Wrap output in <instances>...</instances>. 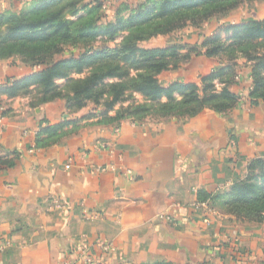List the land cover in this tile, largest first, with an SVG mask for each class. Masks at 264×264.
<instances>
[{"label":"crops","instance_id":"obj_1","mask_svg":"<svg viewBox=\"0 0 264 264\" xmlns=\"http://www.w3.org/2000/svg\"><path fill=\"white\" fill-rule=\"evenodd\" d=\"M30 1L0 0V13ZM257 14L250 20L264 18L263 4ZM203 35L189 32L185 41ZM236 63L226 83L236 103L191 117L112 119L119 106L70 112L0 94V264H264V220L223 213L215 197L264 158V101L249 97L252 62ZM224 64L202 51L158 78L200 86ZM24 69L0 60V86ZM64 120L63 135L41 134L36 145L42 126ZM97 238L112 249L102 252ZM86 255L94 260L84 263Z\"/></svg>","mask_w":264,"mask_h":264},{"label":"trees","instance_id":"obj_2","mask_svg":"<svg viewBox=\"0 0 264 264\" xmlns=\"http://www.w3.org/2000/svg\"><path fill=\"white\" fill-rule=\"evenodd\" d=\"M103 1L36 0L18 12H1L0 59L23 53L26 49L31 53L26 54L23 61L31 64L23 67L34 70L1 84L0 94L10 98L27 96L35 89L41 97L36 102L29 101V104L36 107L60 96L61 86L57 80L64 79L70 90L66 95V109L70 112L92 103L101 106L102 114H106L116 104L125 102L132 93L141 95L142 101L120 106L112 119L128 116L161 120L191 117L204 107L222 112L231 108L238 98L226 87L235 76L238 59L235 51H238L244 59L252 62L251 103L264 101V18L226 27L225 30L231 33L229 41L211 36L202 42L206 56H216L225 60V64L201 77L200 86L192 82L176 81L169 86L160 83L158 75L162 71L177 67L180 59H171L176 58L180 46L147 48L137 44L141 39L166 34L186 25L198 26L213 15L236 8L239 0H145L131 8L126 18L117 17L115 22L99 29L95 24ZM79 11L82 13L78 14ZM118 11L117 6L113 15ZM68 12L78 15L69 19L65 17ZM125 31L120 43L113 48L98 49L92 44L99 34L113 37ZM59 41L72 45L77 52L51 59L53 54L63 51L62 45L56 44ZM257 47L260 50H256ZM82 73H85L82 77H73V74ZM215 80L225 85L217 90ZM69 123L71 121L64 120L42 126L36 145L42 143L41 134L54 141L63 135L64 127ZM215 197L223 213L248 220H264V158L253 160L246 179ZM211 198L205 196L200 200L210 201Z\"/></svg>","mask_w":264,"mask_h":264},{"label":"rangeland","instance_id":"obj_3","mask_svg":"<svg viewBox=\"0 0 264 264\" xmlns=\"http://www.w3.org/2000/svg\"><path fill=\"white\" fill-rule=\"evenodd\" d=\"M36 0H32L29 3L23 5V7L18 8V9H12L9 10L10 12H18L20 9L28 6L30 3L34 2ZM88 1V0H87ZM145 0H104L103 1V5L102 8L100 10L99 13V18L98 21L96 22L95 25L98 26V28L103 29L107 24L113 23L116 21L117 17H123L126 18L127 15H129L131 13L130 9L131 8H135L139 5V3L143 2ZM123 2H127L125 6L120 5V3ZM263 4L264 5V0H239V3L237 5L236 8L232 9L231 11L225 13V14H221V15H213L211 17H209L208 19H206L205 21H203L200 25L198 26H194V25H186L180 29H175L171 32H168L166 34H156L154 36H151L149 38H145V39H141L139 41H137V44H139L142 47H165V46H170V45H177L180 46V48L178 47V55H176V58L171 59V61H174L176 59H180V61L178 62V65L176 68L181 67L182 64L188 63V61H190V59L194 56V55H199L202 51H204V47L201 46L202 42L207 38V37H211V36H219L221 39H223L224 41H229L230 40V32L226 31L225 28L235 24V23H240V22H244L250 19H255L252 18V15H256L257 14V10L259 8V5ZM118 6L119 11L113 15V10ZM115 7V8H114ZM111 8V9H110ZM110 9V10H109ZM8 11V12H9ZM108 11V13L105 12ZM81 14L82 11H79L78 14ZM103 13V15H101ZM240 14L245 16L242 17L240 19V21H235V23H233V21L230 20H226V17H229L231 15H237ZM72 12H68L65 14L66 18L69 19H74L76 16L72 15ZM258 15V14H257ZM231 22V23H230ZM213 24H216L215 26H213ZM211 29V30H210ZM189 32H194L197 34H201V32H204L203 36H200V40H198V42L196 43H192L193 41H188L190 43H188L187 41H185V37L189 34ZM126 34L125 32H119L117 33L115 36L110 37L107 34H99L96 38V40L92 43L93 46H95L98 49H102L104 47L107 48H113L115 46H117L121 39L123 38V36ZM207 34V35H206ZM56 44L58 46L62 45L63 51L61 54L59 53H55L52 55L51 59L62 56V54L70 55L71 52H77V49L72 48V45H69L67 43L64 42H56ZM259 49L260 47H257L256 50ZM70 52V53H69ZM30 51H27L26 49H23V53H19V54H13L10 57L7 58H2L0 59L1 61H12L14 64L20 66L21 68H25L23 66H29V65H25L27 63L30 62H24L23 60H26V54H30ZM235 55L236 57H238L237 60L243 58L238 51H235ZM172 63V62H171ZM31 64V63H30ZM34 69H31L30 67H26L23 70V73L25 75L30 74ZM163 72V71H162ZM161 72V73H162ZM131 73L133 74L134 71L132 70ZM85 73L83 74H73V77H82L84 76ZM58 85H60V90L58 91L60 93V96H56L54 97L52 100H49L45 103H54L56 102V104H60L63 108L66 109V95L70 92L69 90V86L65 85V80L64 79H59L57 80ZM161 83V82H160ZM65 85V86H64ZM27 95V94H26ZM28 98L29 101L31 102H36V99L41 97V94L39 91L32 89V91L25 96ZM142 101V97L141 95L137 94V93H132V96H130L125 102L120 103V104H116L115 106H126L127 104H135L136 102H141ZM43 103V104H45ZM41 104V105H43ZM123 104V105H121ZM94 106V104L92 103H88L87 106ZM96 106V105H95Z\"/></svg>","mask_w":264,"mask_h":264},{"label":"built area","instance_id":"obj_4","mask_svg":"<svg viewBox=\"0 0 264 264\" xmlns=\"http://www.w3.org/2000/svg\"><path fill=\"white\" fill-rule=\"evenodd\" d=\"M68 166H69V164L66 165V167H68ZM53 200L56 201V199H53ZM197 205H202L204 207L207 206L206 202H204V201L198 202ZM94 245L97 246L102 252H108L112 249V246L108 241L102 240L100 238L95 239ZM93 260L94 259L89 255H86L82 259V261L84 263H89V262H92ZM63 264H69V263H63Z\"/></svg>","mask_w":264,"mask_h":264}]
</instances>
